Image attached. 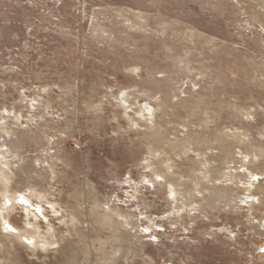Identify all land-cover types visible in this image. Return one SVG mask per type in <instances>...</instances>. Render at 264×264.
<instances>
[{
  "label": "rangeland",
  "instance_id": "1",
  "mask_svg": "<svg viewBox=\"0 0 264 264\" xmlns=\"http://www.w3.org/2000/svg\"><path fill=\"white\" fill-rule=\"evenodd\" d=\"M0 264H264V0H0Z\"/></svg>",
  "mask_w": 264,
  "mask_h": 264
}]
</instances>
